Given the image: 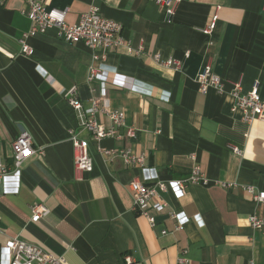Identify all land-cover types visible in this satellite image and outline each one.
Returning <instances> with one entry per match:
<instances>
[{
  "label": "crops",
  "instance_id": "obj_1",
  "mask_svg": "<svg viewBox=\"0 0 264 264\" xmlns=\"http://www.w3.org/2000/svg\"><path fill=\"white\" fill-rule=\"evenodd\" d=\"M38 1L66 10L71 25L97 6L123 27L130 48L143 49L111 52L99 81L90 83L87 46L49 28L30 37L32 53L23 54L28 5L0 0V164L14 168L13 144L24 130L34 149H44L23 163L17 189L12 180L0 186V264H8L3 247L13 238L64 256L67 264H127L126 257L131 264H264V231L249 219L264 216V205L244 189L264 191V121L245 123L230 94L232 82L248 92L258 81L264 101V0H180L172 21L151 0ZM216 14V29L204 34ZM156 53L181 67L156 64ZM208 63L226 81L224 94L199 91L196 79ZM102 83L107 107L125 113L136 138L95 142L82 127L66 93L76 88L87 108ZM98 119L111 126L105 113ZM71 131L89 144L91 172L76 171ZM101 147L131 150L143 156L145 168L112 161ZM195 167L210 184L189 185L183 199L164 194L169 206L153 212L155 227L134 211L133 178L150 185L186 178ZM35 206L48 210L38 222L32 221Z\"/></svg>",
  "mask_w": 264,
  "mask_h": 264
},
{
  "label": "built area",
  "instance_id": "obj_2",
  "mask_svg": "<svg viewBox=\"0 0 264 264\" xmlns=\"http://www.w3.org/2000/svg\"><path fill=\"white\" fill-rule=\"evenodd\" d=\"M28 5V9L23 12L27 15L31 22V29L20 40L21 52L25 55L32 53V48L28 44V39L37 34L45 33L49 28H56L58 37L64 41L77 44L83 43L92 51V63L89 68L88 81L90 83L99 81L100 76L106 70V63L111 52L119 50L122 47H128L130 53L139 55L143 48L137 50L130 48L129 43L122 35L123 27L114 21L108 20L101 14L99 7L92 6L89 10L80 16L78 23L68 24L66 10L57 8L48 9L47 6L38 0H24ZM156 5L166 9L169 21L173 20L180 0H151ZM219 16L216 14L212 22L203 29V33L211 35L216 29ZM153 60L156 64L171 67L176 64L179 69L180 63L174 62L172 59L163 60L159 53L153 54ZM199 91L207 93L213 88L218 93L226 92V81L216 74L211 63L203 66L196 79ZM259 82H254L252 89L244 92L241 82H232L230 94L234 98L233 111L240 110L242 112V120L251 125L257 121H264V101L261 99ZM107 90L105 84L102 83L99 95H94L89 100V107H85L78 99L77 90L73 88L66 93L69 104L76 110L81 118L82 127L87 130L95 142L111 138L115 140L136 138V129L134 127L126 128L125 113L122 111L110 110L106 105ZM100 112L105 113L110 119L111 126L106 127L98 119ZM122 128H126L125 133L121 132ZM71 140L75 148V167L77 172H91L93 170V158L89 152V144L87 141L79 139L77 135L71 131ZM33 138L27 130L21 132L20 136L14 142V168H6L0 164V186L7 184L8 181H14L16 189L19 186L21 177V167L23 163L33 155H44V149L33 148ZM231 150L237 155H242L243 151L238 147L231 145ZM100 152L106 155L110 160L121 159L124 164L132 168H145V160L143 156H139L128 149L100 148ZM195 159V156H193ZM208 186L210 184L200 168H193L191 174L182 179H172L170 181H155L152 184L133 178L129 182L132 191L133 209L140 216L144 217L151 227L156 226V218L153 212H162L168 208L169 204L163 199V195L172 192L177 198L183 199L187 195L189 185ZM224 188H233L237 184L221 183ZM244 189L252 195L254 202L264 205V191H258L253 186H246ZM4 193H7L5 190ZM3 192H0V198ZM48 210L42 206L32 208V221H40ZM172 218H177L175 212L171 213ZM250 225L256 230L264 231V216L253 214L250 216ZM181 225L176 227L180 230ZM163 235L168 232L164 230ZM4 252L9 257L8 264H67L64 256H56L47 252L41 246L27 243L18 238L10 239L3 247ZM185 257L180 258V262H187ZM127 264L132 263L131 257H126Z\"/></svg>",
  "mask_w": 264,
  "mask_h": 264
}]
</instances>
